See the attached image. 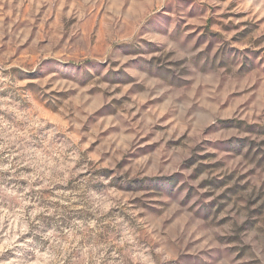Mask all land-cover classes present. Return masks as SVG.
Segmentation results:
<instances>
[{"label":"rangeland","instance_id":"374dc122","mask_svg":"<svg viewBox=\"0 0 264 264\" xmlns=\"http://www.w3.org/2000/svg\"><path fill=\"white\" fill-rule=\"evenodd\" d=\"M0 264H264V0H0Z\"/></svg>","mask_w":264,"mask_h":264}]
</instances>
